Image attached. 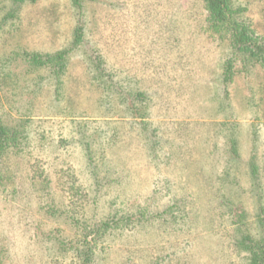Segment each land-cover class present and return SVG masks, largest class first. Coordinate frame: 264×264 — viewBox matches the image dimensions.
I'll list each match as a JSON object with an SVG mask.
<instances>
[{
    "label": "rangeland",
    "instance_id": "1",
    "mask_svg": "<svg viewBox=\"0 0 264 264\" xmlns=\"http://www.w3.org/2000/svg\"><path fill=\"white\" fill-rule=\"evenodd\" d=\"M235 4L264 38V0ZM65 48L62 68L39 58ZM0 120L27 135L0 162V264H78L68 215L110 214L131 227L92 264L248 263L264 66L245 70L204 0H0Z\"/></svg>",
    "mask_w": 264,
    "mask_h": 264
},
{
    "label": "trees",
    "instance_id": "2",
    "mask_svg": "<svg viewBox=\"0 0 264 264\" xmlns=\"http://www.w3.org/2000/svg\"><path fill=\"white\" fill-rule=\"evenodd\" d=\"M16 1L22 2L23 0ZM204 3L211 19L220 21L226 25L228 32L232 35L233 48L237 52L245 53V70L255 64L264 66V38L259 37L253 31L249 20L246 17L244 19L240 7L235 4V0H204ZM76 33L73 41H76L80 36L76 35ZM69 49L70 48H65L53 54L45 53L39 58L42 63L47 62L46 60H43V57L47 58L48 62L53 58L59 59V67L62 68ZM37 56H39V54L36 53L35 58ZM231 60L229 59L227 64L230 65ZM26 138L27 135L23 128L19 129L17 127L9 126L0 120V162L7 153L18 155L19 153L24 152ZM86 149L89 150L88 143H86ZM252 172L254 173V176H256L254 164ZM4 176L5 175L0 173L1 191H5ZM71 187L72 186L67 188L69 192ZM48 209L50 208L48 207ZM51 210L53 211V209ZM114 216L116 217L117 214H110L106 221L99 225H94L92 228H87L88 225H85L86 223L82 220L84 219L83 216L78 217L75 215H68V218L72 220L75 227L78 225L82 227L81 230H76L77 235L75 233L76 236L73 238L75 239L76 244L74 245L73 252L78 264H92L94 262L95 249H97L98 242H102L101 240H104L105 237L113 233L111 229L112 226L116 227L115 230L120 229L121 226H125L126 228L131 227L124 225L126 223L123 221L127 220V218H121L123 215L118 217L119 219L117 220L114 219ZM259 220L261 222L259 235L255 237L246 235L245 241L239 243L240 245L245 246L248 251L249 256L247 264H264V214L259 215ZM43 237L45 240L53 239V237L45 233L43 234ZM54 239H56L57 244H66L62 237H54Z\"/></svg>",
    "mask_w": 264,
    "mask_h": 264
}]
</instances>
